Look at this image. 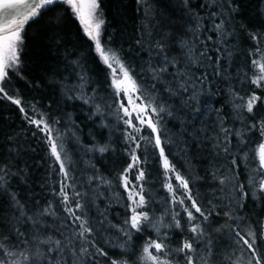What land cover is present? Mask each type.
<instances>
[{"label":"trees","instance_id":"obj_1","mask_svg":"<svg viewBox=\"0 0 264 264\" xmlns=\"http://www.w3.org/2000/svg\"><path fill=\"white\" fill-rule=\"evenodd\" d=\"M205 2L189 0L185 6L182 0H148L151 11L146 18V5L138 3V0H100V11L105 20L102 43L117 52L132 70L133 76L143 86V94L155 97L157 103L166 107L167 111L161 113L160 127L171 163L190 180L193 195L206 211L209 210V201L216 206L208 222L210 227L206 226L207 235L203 242L197 241V253L207 256L206 246L211 241L212 255L208 257V264H222L226 256L231 257L230 264H237V261L247 264L248 253L235 243L232 229L240 231L241 235L245 234L243 230H254L257 233L256 243L264 252V240L260 238L264 228V195L258 193L254 198L249 194L246 199H240L239 192L233 189L231 183L221 192V186L213 179V173L220 176L238 173L237 179L247 184L249 171L257 167L256 161L250 162L242 157L247 153L251 158L252 150L261 142L259 133L256 130L249 131L247 126L264 120V103H258L253 114L244 112L241 115L233 107L235 98L231 93L235 91L241 96H248L255 92L264 100V88H257L250 83L255 71L251 60L258 57L249 55V51L255 49V42L249 33H264V0H231V7L236 9L231 12L228 11V0H219V4L211 9L223 11L226 28L235 32L234 36L228 38L226 45L231 55L225 53L220 64L227 79L215 76L206 63L204 67L209 72L208 80L203 83L194 80L199 96L196 101H189L190 110L184 108L188 94L177 91L175 95L169 96L160 83H156V90L153 91L151 86L154 81L150 74L142 72L149 62L146 26L151 31V40L162 41L169 58L175 57L180 61L178 66L184 63L185 50L180 47L184 41L192 45L197 59H203L199 57V52L204 50L203 44L207 45L208 54L215 59L218 42L211 30V20L206 18L202 21L203 28L198 38L189 31L190 27H194L192 13L207 17L210 10L201 7ZM22 34L24 43L20 54V72L17 75L9 71L11 79L6 91L8 95H18L22 99L29 115L32 112L28 106L34 105L50 121L59 120L55 127L64 138L70 173L68 183L75 185L74 191L86 194L81 197V203L85 204L84 212L94 228L89 240L96 242L95 247L91 243L86 245L88 253L80 258L78 264H111L112 260L144 264L139 260L142 248L149 239H157V233L145 226L140 232L133 230L129 240L120 231V228L125 227L123 221L130 214L126 208L129 201L119 182L120 173L130 162V146L124 139V125L110 114L116 111L115 107H105L114 104L106 66L100 62L93 42L84 34L78 20L62 3L42 11L38 18L26 24ZM208 36L212 37V41L207 40ZM151 55V63L158 64L155 53ZM70 61H78L80 67L75 69V73L83 71L87 78L83 89L77 91L75 96L66 92L64 87L79 84ZM174 71L169 69V72ZM190 71L194 76H199L202 69L196 64ZM171 79V76L165 77L166 82ZM172 87L175 88V85ZM189 89L191 91V85ZM81 95L85 98L94 96L95 99L85 103L84 99L75 98ZM93 104H100L104 115H94L96 110ZM196 109L200 110L199 113ZM169 111L171 115L167 114ZM221 118L225 128L244 133V143L235 135L229 137L230 155L222 151L225 136L220 131ZM217 143L219 146L213 147ZM97 146H107L108 151L101 153L96 150ZM140 151H146L147 155L142 164L146 171V181L143 182L145 196L149 201L145 210L154 217L153 222L155 218L163 216V222L171 224V218L164 216V211L171 207L170 194L163 187L164 170L150 147ZM232 157H236L240 165L235 172L231 170ZM141 159L144 160V155H141ZM0 162H7L15 174L7 178L5 188H0V237H8V250L18 251L13 247L16 229L26 236L31 233V225L19 218L10 193H14L25 208L33 212L51 203L55 215L44 218L43 236L52 235L62 239L60 232L68 234L72 228L78 227L65 220L66 213L60 197L56 195L63 177L58 164L49 156L43 135L29 125L18 106L7 99H0ZM90 177H103L111 184H104L100 180L89 182ZM130 178L134 181V177ZM245 190L248 191V188ZM68 191L71 195L73 189L70 187ZM225 212L231 213V218L225 216ZM179 219L181 228H161L160 235L167 232L165 242L173 249L179 247L182 240L193 239L183 212ZM97 248H103L107 256H99ZM169 259L172 264H183L182 254L170 253Z\"/></svg>","mask_w":264,"mask_h":264},{"label":"snow or ice","instance_id":"obj_2","mask_svg":"<svg viewBox=\"0 0 264 264\" xmlns=\"http://www.w3.org/2000/svg\"><path fill=\"white\" fill-rule=\"evenodd\" d=\"M182 2L187 6L189 0H182ZM56 3H62L68 7L73 17L81 25L84 34L93 42L94 51L100 62L106 66L110 79L109 88L112 90L114 104L105 105V107H115L116 111L110 114L115 115L117 120L124 125V139L126 144L130 146L128 149L130 162L119 175L120 185L123 187L126 198L129 201L126 208L130 214L123 221L125 227L120 228V231L130 240L133 230L140 232L142 227L145 226H149L155 230L157 239L146 241L139 257V260L143 261L144 264H172V260L169 259L170 253L182 254L183 264H198V262L199 264H208V257L212 255L211 241H208V245L206 246L207 256L197 253V241L203 242L204 237L207 235L206 226L210 227L208 222L214 214L216 206L209 201V210L206 211L193 195L190 180L182 175L176 166L171 163L169 154L165 151L166 142L162 138L160 127L162 123L161 113L167 111L166 107L162 103H157L155 97L145 96L143 94V86L133 76L132 70L125 65L117 52L102 43L105 20L100 11V0H0V99H7L17 105L24 120L29 125L34 126L43 135V139L48 147L49 156L58 164L59 173L63 177L60 182L59 192L56 195L60 197V202L66 213L65 220L74 226L78 225V227L72 228L68 234L60 232L62 239L53 237L52 235L43 236L42 234L45 231L44 218L55 215L51 203L33 212L31 209H26L25 205L17 199L14 193H10L19 218L31 225V233L26 236L19 229L15 230L13 239H15L16 243L13 247L18 249L15 252L8 250L6 246L9 243L8 237H0V264H40L41 261L44 264H78L80 258L88 253L86 245L91 243L95 247L96 243L89 240V235L93 233L94 228L84 212L85 204L81 203V197L86 194L74 191L75 185H69L68 183L70 173L67 166L68 158L64 148V138L60 130L55 127V124H58L59 120L50 121L46 114L40 112L34 105L28 106L32 112V115H29L22 99L18 95H8L6 91L11 79L9 71L17 75L20 72L22 64L20 54L23 51L24 38L22 33L24 26L30 20L38 18L42 11L47 10ZM138 3L146 5L145 17L148 18L151 11L148 0H138ZM218 4L219 0H206L201 7H206L210 10L207 17L200 16L199 13H192L191 20L194 27L189 28L193 37L198 38L200 30L203 28L202 21L206 18L211 20V30L216 34L218 42L214 60L208 54L207 45L203 44V42L201 43L204 50L199 52V57L203 59H197L192 45L188 41H184L180 45L185 50L184 63L182 66H178L180 61L175 57L169 58L165 51V44L162 41L153 42L151 40V31L146 26V35L149 37L147 41L149 45V62L147 68L142 69V72L150 74L151 79L154 81L151 86L153 91L156 90V83H160L164 85V90L169 96L175 95L177 91L181 94H188V100L184 103L185 110H190L189 101H196L199 96L194 80L199 83L208 80L209 72L204 67L206 63L212 69V73L215 76L227 79L223 75L224 69L220 67V64L225 53L229 56L231 55L226 45L228 38L234 36L235 32L229 31L226 28L225 20L222 18L224 16L223 11L211 10ZM228 4L229 12L236 10L231 7V0H228ZM220 7H223V5H220ZM249 36L255 42V49L254 51L250 50L249 55L258 57L251 60V66L255 71L253 77L250 79V83L257 88H264V47H261V45H264V33L258 34L252 32L249 33ZM207 40L212 41V37L208 36ZM137 43H142V41H137ZM193 43H195V40ZM153 52L155 53V59L159 61L158 64L151 63L153 59L151 54ZM69 63L73 67L74 73L75 69L80 67L78 61H70ZM196 64H199L200 69H202L199 76H194L190 71L192 66ZM170 68L175 71L169 72ZM75 74L79 84L64 86L66 92L73 93V96H75L77 91L82 90L87 82L83 71ZM166 76H171L172 79L166 82ZM172 85H175V88ZM189 85H191V91ZM231 94L235 98L233 107L241 115L244 112L250 115L253 114L256 105L264 103V100L255 92L248 96H241L239 92L235 91H232ZM121 96H123L122 99ZM75 98L84 99L85 103H89L95 99L94 96L85 98L83 95ZM93 106L96 110L94 115H104V109L100 104H93ZM206 107H210V105H206ZM199 111V109H196L197 113ZM215 111L218 112L219 110L216 109ZM167 114L171 115V112L169 111ZM37 116L39 117L38 119L36 118ZM134 120L136 121L135 123L133 122ZM219 123L220 131L225 136L222 151L230 155V148L228 146L230 144L229 137L235 135L241 143H244V133L241 131L232 132V130L225 128L222 118L219 120ZM247 127L249 131L256 130L261 137V142L252 150L251 158L248 157L247 153L242 157V159H249L250 162H257V167L251 169L248 173L247 184L237 179L238 173L231 176H220L213 173V179L217 180L221 186L219 191L223 192L225 187L231 183L233 189L239 192L240 199H246L249 194L254 198L257 197L258 193L264 195V120H258ZM142 132H146L147 134H141ZM35 134L33 133V135ZM217 146H219L218 143L213 145V147ZM149 147L153 150L164 170L165 181L163 187L168 190L171 197V207L164 211V216L171 218V224H165L163 216L155 218V222H153L154 217L150 216L149 211L145 210L148 207L149 201L145 196L143 182L146 181V171L142 167V164L146 161L147 155L146 151L141 152L140 150L142 148L146 150ZM96 150L103 153L108 151V147L97 146ZM141 155H144V160L141 159ZM231 164L233 172L240 167L236 157L231 158ZM12 175L15 174L11 172L9 164L7 162H0V188H5L7 178ZM130 177H134L135 182ZM92 180H100L104 184H111V181L103 177H90L89 182ZM173 180L176 181L175 184H173ZM70 187L73 189L71 195L68 191ZM246 187L248 191L245 190ZM53 191L55 192V189ZM242 206L238 205V207ZM29 212H32V214L29 215ZM181 212L186 217L188 231L192 234L193 239L182 240L179 243V247L173 249L165 242L167 232L160 235L161 228H181L179 219ZM215 214L219 215V213ZM224 215L231 218V213L229 212H225ZM216 231H220V229H216ZM243 231H245V234L241 235L240 231L232 229L235 243L246 249L248 253L247 264H264V252L260 250L256 243L257 233L251 229ZM260 238L264 240V228L261 230ZM96 252L99 256H107L103 248H97ZM12 257L15 258L9 259ZM225 261L230 264L231 257H224L222 264ZM111 264H127V262L112 260ZM237 264H239V261H237Z\"/></svg>","mask_w":264,"mask_h":264},{"label":"water","instance_id":"obj_3","mask_svg":"<svg viewBox=\"0 0 264 264\" xmlns=\"http://www.w3.org/2000/svg\"><path fill=\"white\" fill-rule=\"evenodd\" d=\"M31 21H33V20H30L29 22H31ZM29 22H27L26 24H28ZM25 26H26V25H25ZM25 26H24V27H25Z\"/></svg>","mask_w":264,"mask_h":264},{"label":"rangeland","instance_id":"obj_4","mask_svg":"<svg viewBox=\"0 0 264 264\" xmlns=\"http://www.w3.org/2000/svg\"><path fill=\"white\" fill-rule=\"evenodd\" d=\"M137 103H139V101H137Z\"/></svg>","mask_w":264,"mask_h":264}]
</instances>
